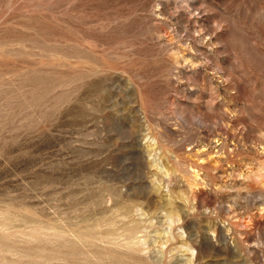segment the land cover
<instances>
[{
	"label": "rangeland",
	"instance_id": "374dc122",
	"mask_svg": "<svg viewBox=\"0 0 264 264\" xmlns=\"http://www.w3.org/2000/svg\"><path fill=\"white\" fill-rule=\"evenodd\" d=\"M0 264H264V0H0Z\"/></svg>",
	"mask_w": 264,
	"mask_h": 264
}]
</instances>
